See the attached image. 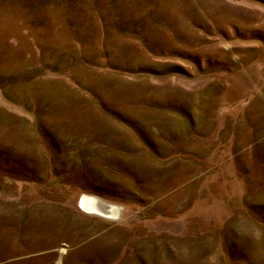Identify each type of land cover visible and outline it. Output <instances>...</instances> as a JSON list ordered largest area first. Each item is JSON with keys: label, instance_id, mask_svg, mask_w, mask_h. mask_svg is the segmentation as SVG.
Here are the masks:
<instances>
[{"label": "rangeland", "instance_id": "1", "mask_svg": "<svg viewBox=\"0 0 264 264\" xmlns=\"http://www.w3.org/2000/svg\"><path fill=\"white\" fill-rule=\"evenodd\" d=\"M0 264H264V0H0Z\"/></svg>", "mask_w": 264, "mask_h": 264}, {"label": "bare ground", "instance_id": "2", "mask_svg": "<svg viewBox=\"0 0 264 264\" xmlns=\"http://www.w3.org/2000/svg\"><path fill=\"white\" fill-rule=\"evenodd\" d=\"M81 206L89 213H95L105 217L116 218L119 214V208L114 204L105 202L93 195H84L81 198Z\"/></svg>", "mask_w": 264, "mask_h": 264}]
</instances>
